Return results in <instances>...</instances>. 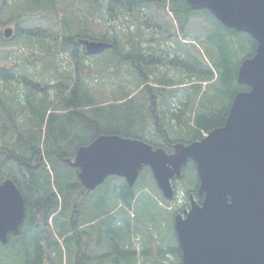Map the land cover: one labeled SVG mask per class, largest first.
<instances>
[{
    "label": "trees",
    "instance_id": "1",
    "mask_svg": "<svg viewBox=\"0 0 264 264\" xmlns=\"http://www.w3.org/2000/svg\"><path fill=\"white\" fill-rule=\"evenodd\" d=\"M14 2L16 14L5 19L6 17L2 14L9 2L0 0V25L10 24L9 19H12L15 26L18 27L12 41L19 38L20 34H25L26 37L38 36L41 35V31L45 32V36L49 39L50 32L56 31L53 27H57V23H60L61 29L55 32L58 37H53L52 41L59 43L61 53L69 51L68 44L71 45L69 52L71 58L76 59V70H80V59L91 57L85 52L77 54L78 46L73 45L76 38L108 43L110 47L105 51L119 54L118 58L128 66L123 71L113 70L110 73L107 69L105 72L96 71L100 72V76L108 73L116 79H119L122 74L125 83L129 85L125 90L123 84H120V90L113 91L110 100L99 103L85 95L82 88L78 87V81L68 92L62 89L64 84H60L61 87L56 86L57 92L54 95L38 89V86H44L45 79H48L40 77L41 75L47 76L49 73L50 60L47 58L50 55L55 58L60 54H42L40 60L47 59V63L42 66L48 73H31L12 64L0 67V157H2L0 181L10 179L18 188L25 204V218L18 234L10 236L5 245L0 243V264H73L72 258H75L76 248L74 245L75 232L81 234L85 232L84 229L87 226V233L91 236L88 241L90 247L93 241L97 242V239L98 241L100 239L111 240L112 230L116 234L115 228L118 230L117 228L121 227V222L115 217V209L106 210L96 216L94 205H88L85 202L89 192L82 187L78 180H75L76 184L68 181L60 186L56 184L55 189L51 183H40L42 171H36L33 168L40 165L41 155L45 156V160L53 159L70 166L69 162L74 160L77 148L88 145L99 135H119L123 138L139 139L145 142L140 132H144L151 125L165 141V146L152 145L153 148L161 147L168 153L172 145L178 142L185 143L179 139L176 141L170 139L163 128L165 115L162 110L163 106L167 103L171 105V98H177L180 101L178 96L184 99V107L193 114L192 126H189L186 131L192 137L186 143L200 140L204 134L224 124L234 95L239 91L247 90L246 87L237 85L236 75L240 62L253 56L256 43L248 35L227 29L216 21L218 26L228 33V37L221 31L217 35L216 43L211 38L212 34L205 31L201 33L211 39L210 41L215 42L211 44L214 51L211 68L216 72L215 75L211 69H208V66L203 69L196 62L188 67L180 66L181 62H189L187 56L181 54L176 47H170L169 42H164L167 44L163 48L170 47L179 51L178 53L174 50L173 52H176L174 54L178 55L167 59L168 51L165 52L158 45L160 43L159 29L154 27L149 20L154 14V8L145 5V2H152V0H14ZM128 2L132 4V7L128 6ZM60 3L65 5L62 8L57 7L58 9L63 11L68 7L71 10L70 14H75L78 17L75 24L68 22L62 14L59 18L53 16L55 18L52 24L48 21L45 30H41L39 27L27 28L25 23L27 14L29 15L28 20L34 19L39 23L43 20L45 22L44 19L49 20V11H54L56 5ZM27 4L29 5L27 6ZM172 8L175 10L180 24V19L187 20L185 23L190 25L188 30L197 31L194 24H190L195 22L197 17L189 16L193 11L186 5L185 0L173 1ZM204 11L210 15L208 11ZM141 13H145L143 18ZM127 16H133L132 18L137 21L138 25L134 31L130 29L132 25L125 21ZM90 21L98 25H101L103 21L122 22V26H125L124 30L116 32L123 35L124 38L122 41L116 40L118 34L113 26L107 28L108 31L114 30L111 35L109 32L110 36L107 37L108 32L104 31L103 34L97 32L100 30L99 27L96 30L90 28L88 26ZM72 26H76L74 30ZM76 28L77 35H75ZM139 28L145 29L149 33L152 42L145 45L140 43L142 36ZM243 35L250 42L252 52L242 54L235 59L231 50L233 47L241 45L240 40ZM154 38L155 40H153ZM9 41L1 40L0 45L2 42ZM24 62L25 58H23ZM169 66L182 71L186 76L195 78L196 81H189L186 83L188 86L181 87L180 85L183 83H176L166 74L155 75V69L158 67ZM19 67L22 66L19 65ZM60 71L61 68L50 71V78L53 79V82L59 79H68L67 77L62 78L59 74ZM150 79H153L154 82L149 83ZM27 83L31 87H27ZM218 83L219 88H211L212 85L216 86ZM210 84L211 86L208 88ZM83 85H87V80ZM183 88L192 91L191 93H181ZM137 89L143 93L139 98H137V94L132 95L133 91ZM137 99H140V103L136 102ZM180 115L182 112L172 114V117L174 119L179 117L176 120L181 123ZM137 128L140 130L137 131ZM136 132L139 133L136 134ZM188 166L192 168V165ZM184 170L183 180H186L187 170L186 168ZM193 172L195 174L194 170ZM113 178L116 179L115 184L111 186L109 192L106 191L100 196L95 205L104 206L106 197L111 195L115 202L119 203L116 206L120 205L129 209L130 212L132 203L138 196L137 191L134 188H129L121 179ZM196 181L195 188H190L188 191L194 196H198V180L196 179ZM102 216H104L103 219H101ZM124 226L128 228L125 220ZM104 228L105 230H103ZM116 246L115 244L114 248ZM9 247H13L15 251L12 259L8 258L6 254ZM176 252L180 261V251L176 249ZM94 253L95 251L92 250L90 255H96ZM96 258V256H92L91 261L78 255L75 264H87V262L92 264Z\"/></svg>",
    "mask_w": 264,
    "mask_h": 264
},
{
    "label": "water",
    "instance_id": "2",
    "mask_svg": "<svg viewBox=\"0 0 264 264\" xmlns=\"http://www.w3.org/2000/svg\"><path fill=\"white\" fill-rule=\"evenodd\" d=\"M192 10H207L223 27L244 33L256 43L254 54L240 62L237 92L224 124L199 141L162 148L119 135H99L77 149L71 164L78 180L94 190L107 177L133 187L148 167L163 197L173 198L171 180L193 162L198 195L190 209L174 217L181 264H264V0H185ZM11 29L4 30L9 38ZM88 54L102 53L106 42L85 41ZM25 204L15 184L0 182V243L17 235Z\"/></svg>",
    "mask_w": 264,
    "mask_h": 264
},
{
    "label": "rangeland",
    "instance_id": "3",
    "mask_svg": "<svg viewBox=\"0 0 264 264\" xmlns=\"http://www.w3.org/2000/svg\"><path fill=\"white\" fill-rule=\"evenodd\" d=\"M7 1L9 2L8 6L5 8L4 13L2 14L6 17L5 19L11 17L13 14H16L14 0ZM173 1L175 0H152V2H145L146 7L154 8V14L151 18H149V20L154 27L159 29L160 43H154H157L159 47L162 48L165 52L168 51L169 55L167 56V59H172L176 55H178L174 54L176 53L173 52L175 49L170 48L171 46L176 47L181 54H185L189 62H181L179 63L180 66L188 67L192 63L196 62L200 64L203 69H206V66H208V69H211L216 75V72L211 68L214 58V51L211 44L215 42L210 41L211 39H208L201 33L205 31L209 34H212L211 38L214 39L216 43L217 35L221 31H223L227 37L229 36L228 33H226L223 28L218 26V24L216 23V19L213 16L211 17L204 10L193 11V13L189 15L190 17H197V20L195 22L190 23L194 24L197 31H192L191 29L189 31L188 29L190 25L189 23H185L187 20L180 19L181 24L179 23L178 18L175 15V10L172 8ZM28 5L29 4H27V6ZM64 5L65 4L60 3L56 5L54 11H49V20L46 18L44 19L45 22L43 20L40 21V23L34 19L28 20L29 15L27 14V20L25 21L27 28L39 27L41 30H45L47 28L46 25H48V21L52 24L54 18H59L62 16V14L66 17V20L68 22L70 21L71 24H75L78 17H76L75 14L71 15V10L68 7L63 11L58 9L62 8ZM128 6L132 7V4L128 2ZM144 14L145 13H141L142 18L144 17ZM42 15L45 16L44 14ZM132 17L133 16H127V20L125 21L129 25H132L130 29L134 31L135 27L138 24L136 19L134 20ZM9 23L14 25V21H12V19H9ZM10 24H8L7 26H9ZM122 25V22L117 21H103L101 25H98L97 23H91L90 21L88 24V26L93 30H96L99 27L100 30L97 31L99 33H102L104 31L108 32L106 34L107 37L110 36L111 32H114V30L115 32H122L125 27ZM110 26H113L114 30L108 31L107 28ZM75 27L76 26H72L73 30L75 29ZM53 29L56 31L50 32L51 37L49 39L47 36H45L46 33L41 31V35L38 36L26 37L25 34H20L19 38L13 39V41L12 39L7 43H3V41L2 45H0V67L5 64H12L18 68L23 69V71L26 69L31 73H48L43 66L45 63H47L46 60L49 59V73L50 71H52V69L61 68L59 74L62 78L67 77L68 79H59L53 82V79L50 78L49 73L47 76L41 75V78H48L45 79L46 87L48 89L51 90L52 87L50 86L53 84H64L65 86H63L62 89L68 92L70 88L73 87V85L78 81V87L82 88L85 95L88 96L89 99L94 100L97 103L107 102L108 100H110L113 96V91L120 90V84H123V88L125 90L128 88L129 85L125 83L122 74L120 75L119 79L111 77L108 73L100 76V72H105L106 69L109 73L113 70L123 71L127 69V64L121 62V60L118 58L119 54H112L110 51H104L103 53H100L98 55L84 57L83 59H80V70H76V59H72L69 52L71 50V45L68 44L69 51L61 53L62 51L60 50L59 43H54L52 41L54 40L53 37H58L55 32L61 29L60 23H57V27L54 26ZM0 30L2 31V27ZM139 31L141 32L142 38H138L140 39V43L142 45L152 42V37H149V33L145 29L142 30L139 28ZM64 32L67 33L66 30H64ZM109 32L110 35H108ZM77 34L78 31L76 28L75 35ZM245 37V35L241 37V45H239L238 47H233L231 50V54H234L235 59H237V57L242 54H250L252 52L251 44L248 40L245 39ZM123 38V35L118 34V38H116V40L122 41ZM0 39H4L2 38V35L0 36ZM153 40H155V38ZM164 42H169L170 47L163 48V46L167 44ZM73 45L78 46L77 54H84V49L82 45L77 44V40L73 43ZM178 50L175 51L179 53ZM42 54L60 55L56 56L55 58H52V55H50L49 58L41 61L40 58ZM163 55L166 56V54ZM23 58H25L24 63ZM116 64H119V66H116ZM19 65L22 67H19ZM120 71L119 74L121 73ZM155 71V75L166 74L168 75V77H171L176 83H183V85H180L181 87L188 86V84L186 83H188L189 81H196L195 78L184 75L182 71L177 70L175 67H158L157 69H155ZM86 80L87 85H83L84 81ZM153 82V79L149 80V83ZM26 86L31 87L28 83L26 84ZM210 86L211 84L208 86V88ZM12 87H14V84H12ZM213 87L219 88V83L216 86H211V88ZM140 89L133 91L132 95L137 94V98L141 97L143 93L140 91ZM191 91L192 90L190 89L183 88V90H181V93H191ZM178 98L181 100L179 101L177 98H171V105L167 103V105L163 106L162 110L165 114L163 117V128L168 133V137L170 139L174 141L179 139L180 141L186 143L188 142V139L192 137L189 132L186 131L189 129V126H192L193 114L190 113V110H188V108L184 107V99H182V97L180 96H178ZM139 101L140 99H137L136 102L138 103ZM180 112H182V115H180L181 123H178L177 118L179 117H176V120L172 117V114H178ZM149 127H147L144 132H140V134L142 133V136L144 137V141L150 143L151 145L163 146L165 144L164 139L155 132V129L152 125ZM138 130L140 129L137 128V131ZM138 133L136 132V134ZM44 157L42 158L40 165L33 168L36 171H42V178L40 183H51L54 189L55 186H60L67 181L69 183L76 184L75 180H77V178L75 168L63 163L61 164L53 159L45 160L44 163ZM1 161L2 157H0V162ZM44 166L45 168L43 169ZM186 170V180L176 182L175 196L173 200L168 203V201H166L160 194L150 170L148 168H143L140 171L137 181L133 187L134 190L137 191L138 196L133 201L130 212L129 209L123 208L120 205L116 206L119 203L117 204L111 195H108L106 197L104 206L98 207L95 205L100 199V196L106 191L109 192L111 186L115 184L116 179H114L113 177H108L101 185L96 187L95 190H93L92 192L89 191L85 202L88 205H94L93 209L96 210L95 215L98 216L104 213V211L106 210L115 209L114 214L116 219L121 222V227L117 228L118 230H116L115 228L116 234L112 230L113 237L111 240L105 239L104 241L100 239L98 241L97 239V242L93 241L90 245L89 250L83 251V256L86 257V254L90 255L92 250H94V254L96 255L92 256H96L97 258L96 261H94L92 264H94L95 262H97V264H181L179 261L178 253L176 252V249L178 248L173 226L174 217L176 211H180L184 206H187L188 191L190 190V188H195V186L197 185L196 177L192 168L187 166ZM185 181L187 182V184ZM103 218L104 216H102L101 219ZM124 220L126 221L128 228L124 226ZM84 230L85 232L83 233H87L88 227L86 226ZM103 230H105V228ZM84 242L88 243V240L86 239ZM115 244L117 245L116 248H114ZM14 252L15 251L13 247H9V249L6 250L7 257L12 259L14 257ZM72 263L75 264V258H72ZM87 264L91 263L87 262Z\"/></svg>",
    "mask_w": 264,
    "mask_h": 264
},
{
    "label": "flooded vegetation",
    "instance_id": "4",
    "mask_svg": "<svg viewBox=\"0 0 264 264\" xmlns=\"http://www.w3.org/2000/svg\"><path fill=\"white\" fill-rule=\"evenodd\" d=\"M1 27H2V30L4 29V28H6V27H11L12 29H13V35H14V33H16V31L18 30V27L17 26H15V24L14 25H12V24H10L9 26H7V25H5V26H1L0 25V29H1ZM17 29V30H16ZM13 37V36H12ZM76 40H77V44H80V45H82L83 46V42H81L82 40H80V39H78V38H76ZM75 40V41H76ZM46 85V84H45ZM42 86V85H39L38 86V89H40L41 91L43 90L44 92H46L47 94H55V92H57L56 91V86H58L59 85V87H61V85L60 84H53V85H51L50 87H52L51 88V90L50 89H48L46 86ZM171 152H172V150H171ZM170 153V152H169ZM42 155H41V158H40V160H42ZM188 165H193L192 164V162H188L187 163V165L186 166H188ZM193 167H194V165H193ZM184 171V170H183ZM195 174H196V171H195ZM196 178H197V175H196ZM180 179H183V177L182 178H180ZM176 180L177 179H173L172 180V183L173 184H176ZM191 194H188V198H189V196H190ZM193 195V194H192ZM193 197H194V199H195V201L197 202V203H200L201 202V200H202V197L201 196H194L193 195ZM190 202H189V200H188V204H187V206L186 207H183L180 211H179V213H181V214H183L185 211H187L189 208H190V204H189ZM82 234V235H81ZM81 234H79L78 232L76 233L75 232V234H74V236H75V262H76V258L78 257V255H81L83 258H85V259H90V260H92V256L91 255H88V254H86V257L85 256H83V251H87V250H89V242L87 243V242H84L86 239L89 241L90 240V235L88 234V233H81ZM81 239V240H80Z\"/></svg>",
    "mask_w": 264,
    "mask_h": 264
},
{
    "label": "bare ground",
    "instance_id": "5",
    "mask_svg": "<svg viewBox=\"0 0 264 264\" xmlns=\"http://www.w3.org/2000/svg\"><path fill=\"white\" fill-rule=\"evenodd\" d=\"M83 263V262H82Z\"/></svg>",
    "mask_w": 264,
    "mask_h": 264
}]
</instances>
